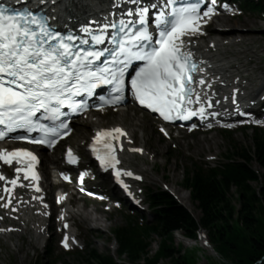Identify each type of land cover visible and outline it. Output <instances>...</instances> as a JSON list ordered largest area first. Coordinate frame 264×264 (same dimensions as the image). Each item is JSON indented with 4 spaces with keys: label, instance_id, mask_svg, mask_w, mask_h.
Instances as JSON below:
<instances>
[{
    "label": "snow or ice",
    "instance_id": "snow-or-ice-1",
    "mask_svg": "<svg viewBox=\"0 0 264 264\" xmlns=\"http://www.w3.org/2000/svg\"><path fill=\"white\" fill-rule=\"evenodd\" d=\"M132 3L135 4L136 0H132ZM206 3L207 6L201 11L202 0L185 4H176V0H163V6L153 19L158 38L154 37L146 20L150 7L155 8L156 5L129 8L127 16L134 19H120L118 32H106V29L117 28L116 23H108L101 25L99 33L91 35V41L96 44L111 39L117 45L112 52L107 48L77 47L74 41L81 39L83 44H87L89 39L78 38L73 34L65 36L53 30L43 17L30 9L14 11L10 6L0 3V126H3L0 128V139L16 129L30 132L39 128L45 133V138L40 139L39 143H55V139L47 138L48 134H55L58 138L61 133L40 124L34 119L36 114L44 111L50 118L58 119L64 115V105L73 111H80L87 105L85 100L77 97L81 93L93 95V90L101 84L111 85L114 95L101 97L102 103L96 107L102 108L103 103L119 102L122 100L120 92L125 73L133 61L142 62L130 81L134 98L139 104L154 109L164 120L177 117L188 120L192 116L203 119L206 105L192 87L194 79L191 73L196 66L189 62L191 53L185 51L186 41L183 38L190 33L202 31L200 25L207 23L204 18H210L216 11L218 0H206ZM223 7L228 9L229 5L225 3ZM84 31L88 33L90 29L85 27ZM106 53H110L111 63L105 62L103 67H96L93 62L100 60ZM199 83H205L203 77ZM205 99L210 108V98ZM193 104L200 106L193 108ZM207 115L215 116L217 113L208 112ZM61 127H66L63 121ZM161 131L164 129L161 128ZM112 132L122 133L123 130L119 127L102 129L97 132L94 140L102 134L109 136ZM14 139L28 140L29 137L18 135ZM105 148L110 159L99 157L101 165L111 164L116 180L123 183L120 174L131 176L133 173L115 167L118 161L112 143L106 144ZM68 152L74 162L76 158L71 156V149ZM24 158H27L29 164L37 160L35 154L26 148L11 151L0 149V161L9 165ZM15 172L26 173L24 179L28 175L33 180L38 179V175L29 167H15ZM64 179L68 177L64 176ZM0 181H6L3 191L7 193V197L0 196V201H6L0 207L13 205V189L18 183L38 190L36 184L23 185L19 176L9 179L0 172ZM64 226L67 227V224ZM68 241L69 236L65 233L61 244L68 248Z\"/></svg>",
    "mask_w": 264,
    "mask_h": 264
},
{
    "label": "trees",
    "instance_id": "trees-1",
    "mask_svg": "<svg viewBox=\"0 0 264 264\" xmlns=\"http://www.w3.org/2000/svg\"><path fill=\"white\" fill-rule=\"evenodd\" d=\"M227 136L231 144L225 161L205 168L192 163L184 169L181 185L189 190L197 213L192 214L169 192L151 190L154 219L115 229L119 254H126L131 262L142 259L140 264L162 260L198 264L196 250L177 246L173 230L193 239L202 228L224 259L218 264H253L259 259L264 264V170L258 173L252 166L257 162L264 169V134L255 130L249 147L238 145L231 132ZM151 234L158 238L154 252L148 247ZM91 260L119 264L96 250L90 252L87 264H93Z\"/></svg>",
    "mask_w": 264,
    "mask_h": 264
},
{
    "label": "rangeland",
    "instance_id": "rangeland-1",
    "mask_svg": "<svg viewBox=\"0 0 264 264\" xmlns=\"http://www.w3.org/2000/svg\"><path fill=\"white\" fill-rule=\"evenodd\" d=\"M244 16L246 17H240L238 19H230V24H233L235 22H240L239 20L244 19H254V21L261 27L256 34L260 35L261 37L255 42V47L258 49L260 53L259 60L261 61V65L263 67L264 71V20L259 19L258 17H253L254 14L245 11ZM252 16V17H251ZM210 28V32H212V28ZM216 32V31H215ZM221 35V34H220ZM210 39V38H208ZM258 45V46H257ZM260 48V49H259ZM262 48V49H261ZM262 52V57H261ZM255 62L252 63V66H254ZM261 71V70H259ZM261 71V74L264 72ZM262 76L258 73V77ZM261 79V78H260ZM129 114L126 115L125 121L122 124L124 126H129V123H133L131 121V116L135 115L136 119H143L145 121L146 128L144 130L137 129L135 130V136L136 138V145L143 144L144 148H149L150 152L155 154L154 162H156V167L152 168V162L150 160H153V157H133L132 158V166L136 170H141L142 173L145 175L147 179V183L145 184L147 189H166V187L170 189H175L181 196L182 200L192 208V210L197 213V209H195V206L191 203L189 192L181 187V182L183 179V169L190 165V162H206L208 157L213 155L217 156V158L223 159L225 155L228 152V149L230 148L231 139L222 134L221 131L213 132L210 134H187L184 133L182 138H175L173 141H166L163 139L160 134L157 132L154 123L152 122V118H150L149 115H147L145 112L136 109L132 106H128ZM118 112H111L110 114L106 115L105 117L100 116L99 114H96L95 118L99 119L97 121L96 119H92L93 121L102 122L103 124H114L119 119L117 118ZM144 116V117H143ZM138 117V118H137ZM149 120H148V119ZM80 121L82 119H79ZM77 122L76 125H74L75 130L73 134L70 136V138L67 140L68 143H75L77 142L78 145H82L83 140L85 139V136L89 135L91 133L90 128L88 125H83L80 122ZM151 120V122H150ZM102 124V125H103ZM122 125V126H123ZM91 126V125H90ZM79 127L82 129L79 131V134H77V131ZM84 127H88V129H85ZM92 128V127H91ZM86 130V131H85ZM88 131V132H87ZM86 132V135H85ZM253 130H240L235 131L233 133V140L240 146L249 147L253 145ZM174 142V143H173ZM202 143L200 146L199 143ZM176 145V148L173 146ZM200 146V147H199ZM55 155V154H54ZM212 162L211 164H213ZM253 167L256 170L263 171L262 167L259 165V163L254 162ZM143 170H147L146 172ZM81 201V200H80ZM79 201V202H80ZM85 203V206L90 211H95L94 215H96L98 218L102 220V229L99 230L87 228L86 224L79 223V221L76 220V223L79 227H81V232L83 233L82 238L85 241L87 247L85 250L80 251L79 253H65L63 252L56 243V237H52L50 240V246L53 251L51 254H47L46 251L43 248H38L39 244L36 243V247H30L32 245H29L28 240L31 239L30 234L26 235L25 240L28 242V245L24 242V238L19 239L18 243H21L22 249L18 250L17 247L16 251L14 247L10 248L9 243L6 246H3V243H1L0 246V264H35V262L39 261L45 264H53V260H57L55 264H85V257L87 254V251L89 248H95L98 252L102 254H112L120 263L121 259L126 260V257H119L116 253V251L113 248V244H115L113 236H112V228L116 225L123 224L125 217L124 212L113 210L110 213L102 210V208L96 204L91 205L88 201H83ZM96 209V210H95ZM125 212L132 213V211L128 208H124ZM102 212V213H100ZM199 213V212H198ZM143 218L145 221H152L154 219V215L151 212L149 208L144 210L143 212ZM83 222V221H82ZM89 226V224H88ZM92 226V225H90ZM105 226V227H104ZM175 232V243L176 245H183L185 249H195L196 253L198 255V264H215L217 261L215 258H218L216 254H212L211 251L207 248H201L198 249L197 246H194V241L188 240L181 234L180 230L175 229L173 230ZM158 238L154 234H151L148 237V247H151L150 245L152 243L157 242ZM33 244V243H32ZM111 248V249H110ZM121 258V259H120ZM158 264H171L168 260H162Z\"/></svg>",
    "mask_w": 264,
    "mask_h": 264
},
{
    "label": "bare ground",
    "instance_id": "bare-ground-1",
    "mask_svg": "<svg viewBox=\"0 0 264 264\" xmlns=\"http://www.w3.org/2000/svg\"><path fill=\"white\" fill-rule=\"evenodd\" d=\"M57 5L51 6L54 7L52 11H54L53 15L56 16L59 20H62L64 15H66L67 21L70 19H79L81 17L87 16L89 18L94 19L95 14L98 10L101 11L107 6L108 0H56ZM117 2H130L132 0H116ZM141 1V0H136ZM111 4L113 1L110 0ZM110 5V4H109ZM108 5V6H109ZM107 6V7H108ZM123 6V5H121ZM50 7V8H51ZM49 8V9H50ZM121 8L117 11L118 14L122 12ZM240 18V17H239ZM229 17L222 18V24H215L213 26L212 32L209 35L212 36L210 40H208V44L205 45L200 41L191 42L189 48L195 54V56L204 62L205 66L203 67V71L210 73V81H215V83H234L237 81L238 83L234 87H238L241 89H247L248 94L250 96H257L258 91L262 86H264V74L260 77L262 78L260 81H253L252 76L258 74L262 69L261 61L259 60L260 53L258 51V47L256 48L255 42L261 37L256 34V32L261 29V27L254 21V19H244L239 20L240 22L233 21V24H230ZM238 19V18H237ZM216 31V32H215ZM221 34V35H220ZM214 42V49L210 48V43ZM260 49V48H259ZM262 49V48H261ZM264 51V50H263ZM262 57V52H261ZM262 59H264L262 57ZM256 64L252 66V63ZM204 68L206 70H204ZM241 75V77H240ZM205 77H208V74H205ZM219 79V81H218ZM252 85V86H251ZM225 90V87L222 88ZM243 99V98H242ZM118 114V113H117ZM129 114L128 108H120L119 114L117 115L118 121L113 124V126L120 125L122 126L125 121L126 115ZM138 118V117H137ZM131 121L133 123H129V126H123L127 129L132 138L135 137V130L146 128L145 121L143 119H136L135 115L131 116ZM127 122V121H125ZM83 125L92 126V128L99 129L103 126L102 122L93 121L89 119L87 121L81 122ZM86 131V130H85ZM88 132V131H87ZM79 134V132H77ZM86 135V132H85ZM202 145V143L197 142ZM144 144V143H143ZM143 144H141L143 146ZM6 144H0V147L5 146ZM199 146V147H200ZM83 155H86L83 153ZM129 159L131 156L125 155V157ZM46 160H53L55 164L59 165V157L56 155L47 156L45 155ZM154 169V165H152ZM147 171V170H143ZM142 173V171H139ZM181 198V196H180ZM182 200V198H181ZM183 201V200H182ZM191 201V199H190ZM183 203L187 206V208L195 214L190 206H188L184 201ZM192 203V201H191ZM193 204V203H192ZM66 209L70 211V206H66ZM28 209L22 208L20 206H15V213L13 209L4 210L3 213L6 217H10L11 220H14L15 216H20V222H14L10 226L12 227H20V230L15 234L16 239L13 241L14 245L18 250L22 249L21 243L18 241L21 238H24L25 232H27L29 226L37 225V218H33L32 211H27ZM96 210V209H95ZM73 211V217H79L81 221L87 222L92 228L102 229V220L94 215L95 211H90L86 208L85 205H79L77 207V211ZM87 224V225H88ZM105 227V226H104ZM7 228V227H5ZM13 234V233H12ZM11 234V235H12ZM6 237L10 235H5ZM204 238L200 241L201 244L204 243ZM29 245H33L32 242H29ZM205 247V244H203Z\"/></svg>",
    "mask_w": 264,
    "mask_h": 264
}]
</instances>
